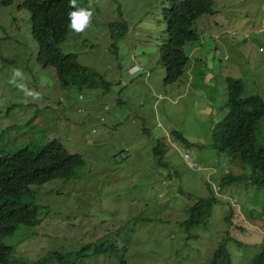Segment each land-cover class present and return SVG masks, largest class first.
Segmentation results:
<instances>
[{"label": "rangeland", "instance_id": "374dc122", "mask_svg": "<svg viewBox=\"0 0 264 264\" xmlns=\"http://www.w3.org/2000/svg\"><path fill=\"white\" fill-rule=\"evenodd\" d=\"M79 1L93 14L90 25L83 32L71 27L59 48L101 74L109 91L60 88L54 70L37 61L22 0L0 4L1 147L13 154L56 139L84 160L75 178L31 186L40 223L20 226L5 243L22 264H44L49 252L76 251L103 237L125 252L128 264H210L230 237L233 263L252 264L264 242V188L222 184L230 171L249 174L251 167L236 169L230 154L213 148V133L228 111V78L242 80L246 96L264 99V0H213L218 13L199 17V39L186 46L191 64L171 85L163 84L159 54L171 0ZM115 20L128 27L117 52L108 25ZM256 140H264V117ZM157 145L166 167L153 155ZM214 196L208 223L187 234L181 223L190 208ZM78 264L119 262L96 256Z\"/></svg>", "mask_w": 264, "mask_h": 264}, {"label": "trees", "instance_id": "16d2710c", "mask_svg": "<svg viewBox=\"0 0 264 264\" xmlns=\"http://www.w3.org/2000/svg\"><path fill=\"white\" fill-rule=\"evenodd\" d=\"M19 0H0L3 6H11ZM117 2V0H113ZM20 8L31 13L32 35L38 45L37 61L45 68H52L60 88H75L80 93L102 87L109 91L111 84L96 71L82 66L76 54H63L60 44L68 37L71 20L70 13L79 8L87 9L86 3L76 0V7L70 6V0H22ZM121 18L120 7L117 8ZM218 13L213 0H171L163 9L168 37L161 45L160 63L164 70L163 84L171 85L180 80L191 64L186 52L187 44L196 43L199 33L195 25L202 15ZM112 38V49L117 52V40L127 33L126 22L115 20L109 24ZM227 114L218 123L213 133V148L230 154L235 161V168L241 170L245 165L251 172H229L223 177L222 184L250 181L256 188H264V140H256V125L264 117V99L259 94L246 96L245 84L240 79L228 78ZM174 139L184 145L192 146L183 133L172 132ZM159 166L166 167L163 150L157 145L153 150ZM84 166L80 154L69 153L56 139L40 147L27 145L13 154H7L1 147L0 139V264H22L25 260L19 257L14 247L8 246L5 240L16 233L20 226H33L40 223L38 194L32 185H42L53 180L71 179L77 176L79 168ZM182 193L186 191H182ZM216 198H201L188 211L187 220L182 222L187 234L196 227L208 223L212 206ZM226 221L232 224L231 215ZM264 210L261 211V215ZM256 218L259 214L253 215ZM230 238V237H229ZM226 238L214 253L210 264H234ZM232 239V238H231ZM96 256L111 257L119 264H128L115 244L106 237L93 243H86L78 250L58 253L49 252L43 257L44 264H78L81 259ZM252 264H264V242Z\"/></svg>", "mask_w": 264, "mask_h": 264}, {"label": "clouds", "instance_id": "9594fccd", "mask_svg": "<svg viewBox=\"0 0 264 264\" xmlns=\"http://www.w3.org/2000/svg\"><path fill=\"white\" fill-rule=\"evenodd\" d=\"M70 6L75 8L76 0H70ZM69 15L72 29L75 32H83L90 25L93 14L90 10L79 8L78 10L72 11ZM135 70H137V68ZM14 76H21V72L16 70ZM29 94L31 95V93ZM184 158L189 159L188 155H184Z\"/></svg>", "mask_w": 264, "mask_h": 264}]
</instances>
